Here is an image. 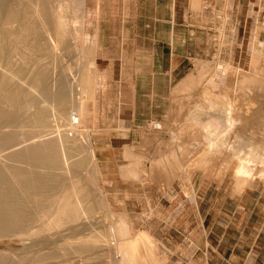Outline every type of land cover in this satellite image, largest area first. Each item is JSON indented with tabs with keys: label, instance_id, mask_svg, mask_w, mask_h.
<instances>
[{
	"label": "crops",
	"instance_id": "obj_1",
	"mask_svg": "<svg viewBox=\"0 0 264 264\" xmlns=\"http://www.w3.org/2000/svg\"><path fill=\"white\" fill-rule=\"evenodd\" d=\"M261 1L87 2L98 79L87 122L108 199H140L143 212L124 211L147 220L164 219L158 211L173 202L171 224L162 220L145 230L161 234L166 249L163 235H180L176 249L193 247L191 258H202L197 264H264V179L240 193L223 180L213 196L210 174L224 168V150L209 145L210 120L225 125L228 91L242 89L211 75L244 57L236 44L259 33ZM158 169L177 172L159 177Z\"/></svg>",
	"mask_w": 264,
	"mask_h": 264
},
{
	"label": "bare ground",
	"instance_id": "obj_2",
	"mask_svg": "<svg viewBox=\"0 0 264 264\" xmlns=\"http://www.w3.org/2000/svg\"><path fill=\"white\" fill-rule=\"evenodd\" d=\"M52 1L57 5L55 14H52L54 10H51ZM65 2L66 0H0V264H56L60 262L61 256L64 259L73 256V258L85 257L84 259L99 261V257L95 256L97 250H100L101 254L98 255L104 261L100 264H142L139 244L154 250L157 247V241L146 231H140L136 238H128L129 223L127 224L123 217L119 220L120 227L119 225L117 227L120 229L116 232V228L111 230V227L102 230L97 227L101 231H96L95 235L80 232L82 227L79 224L83 222L79 220L85 210L83 209L84 200L90 197V192L86 186L84 187L82 181L80 182L81 179H78V174L82 171L81 169H84L82 167L85 165V160H77L76 156L79 155L77 151L80 155L82 151H79L81 150L79 147V150L78 148L76 150V147L72 146L73 143L70 148L75 149V155L71 152L74 149L68 151L66 147H69L70 142L65 135H69L72 129L77 133L75 139L82 138L83 133L86 134L87 139L88 133L80 126L84 127L88 121V99L94 96L95 81L83 66L76 79L80 86L78 94L72 98L69 87L71 83L68 84L67 79L64 80L62 76L52 82L54 78L50 75L51 71L47 70V67L45 69V61L50 59L53 64V61L62 58L59 54L57 55L61 45L67 42L70 44L68 39L67 42H65L66 39L61 40L63 36L71 33L72 39L76 40L81 32L80 23L84 19L83 0H80L79 4L82 7L77 9V12L79 11L76 15L77 19L74 18L79 24H75L74 27L73 24H69L70 20L68 22L66 20L68 12L64 9ZM41 20L45 21L39 22ZM45 26L49 27L48 31ZM69 40H71L70 37ZM65 44L62 45V50ZM67 49L68 47L66 51ZM12 54L16 60L15 64L13 60L12 63L10 62ZM9 62L12 67L9 66ZM51 69L54 68L51 67ZM247 88L251 91L249 86ZM247 93L250 92L247 91ZM250 94L254 95L252 92ZM70 102L73 109L67 114ZM73 111L79 119L78 124L72 122ZM227 112L230 117L228 116V122L226 120L225 125L220 123L218 125V119L216 123L211 122L214 119L209 122L213 134L209 138V144L214 145L213 147H217L220 143L222 147L223 144L220 139L219 143L215 138L217 132L219 137L222 136V141L225 139L223 136L229 135L227 130L226 135L219 134L221 127L223 129L225 126L233 132V128L239 125L234 118H231L232 109L230 108ZM35 125L43 129L48 127V130L46 128L44 132H47L46 137H40V132L39 138L42 139L38 141L32 138L36 140L33 142L30 138L33 134L30 127ZM207 129L209 130V127ZM213 131H217L216 134ZM86 139L84 143L91 150L92 155H90L93 157L92 144ZM226 144L224 143L223 146L229 147ZM67 151L71 155H68ZM236 154L237 152L235 157L239 156V158L234 157V159H237L239 164L235 166V173L241 180L252 177L258 165L264 164V150L258 147L252 146L243 155ZM70 156L71 159L75 156L77 161L74 159L73 162L71 159L69 161ZM92 164L94 167L97 166L95 163ZM69 172L74 179L70 178L71 180L67 181L65 179ZM82 195L85 197L83 198ZM89 207L85 212L92 210L93 207ZM76 222L79 223L78 227L74 226L77 225ZM49 247L54 249L50 251ZM112 254L117 256L113 257ZM104 257L108 258V261L110 258L109 263ZM63 258L61 257L64 262H69ZM53 259L57 262L52 261ZM70 259L74 261L72 257ZM84 259L82 258V263H85Z\"/></svg>",
	"mask_w": 264,
	"mask_h": 264
},
{
	"label": "rangeland",
	"instance_id": "obj_3",
	"mask_svg": "<svg viewBox=\"0 0 264 264\" xmlns=\"http://www.w3.org/2000/svg\"><path fill=\"white\" fill-rule=\"evenodd\" d=\"M87 2H90V0H83V7L85 8L86 12H84L83 9H82L83 11L81 10L83 12V18L84 19H83V21L81 20V23H80V27H81L80 33L81 34L79 33V38L74 40V39H72L70 32H69L70 34L66 33L67 35L65 34L63 36L64 38H62L61 40L63 41L66 39L65 42H67V39H68V41L70 42V44L67 42L68 45H67V43L65 44L62 42L63 44H65L66 48L68 47V49H67L68 51H66L65 47H64V50H62L63 44L62 45L60 44L61 48L58 51L59 53H57V55L59 54L60 57L62 56L63 60H62V58H60L61 60L59 59V60L53 61V64L51 62L52 60H50V59L47 60V62L45 61V69L47 67V70L51 71L50 75H52V78H54V79L50 78V79H52V82L57 81L56 80L57 77L59 78L60 76H62L64 80H65V78L67 79L66 82H69L68 84H70V83L73 84V85H71V84L69 85L70 90L72 92L71 95H73L72 98L74 97V95L76 96L78 94V89L80 86L78 84L79 81H77L76 79H77L79 73L81 72L83 66H85L87 69V72L89 74H91L93 81H95L94 82L95 86H97V80H98L97 75L95 73V47L93 44V36L91 33V26H87L88 23H90V21L88 19L89 18V11H88L89 7H88ZM54 4H55V2L52 1L51 10L52 11L54 10L52 12V14H55L57 11V8H56L57 5L56 4L54 5ZM68 4H70V5H68ZM79 4H80V0H66V2L64 3V5H66V6H64V9L65 10L67 9L66 12H68L66 15L69 16V17L67 16L66 20H67V22H68V20H70L69 24L70 25L73 24V27L75 24H79L76 21V19L78 17L76 15H78V12H79V11L77 12V9H78V7H82V5L80 6ZM69 11L72 13H70ZM74 18H76V19L74 20ZM51 20H52V18H51ZM54 20H55V18L53 17V21ZM42 21H45V20H41L39 22H42ZM71 21H72V23H71ZM73 21H75V22H73ZM259 21H260L259 22V33L257 35H255V34L254 35L249 34L248 36L246 35L245 36L246 38L244 41H240L239 43L236 44L238 52L242 48L244 57L241 59L240 58L233 59L234 62H229L227 64L226 68H222V73H220L218 75L212 74L211 78H210V80L213 82L223 80V81H227L228 83H238L239 87L242 88V89H238L237 91L236 90H231V91L229 90L228 95H227V98H228L227 107H228V109L227 108L226 109H227V111L230 108L232 109L231 118L232 119L234 118V120H236L239 124V125H236L235 128H233L234 133L231 132V130L226 129V127L223 128L224 130L220 129L221 133L219 132V134L223 133L222 135H226L227 134L226 130L228 131V134H229V135H226L227 137L223 136L225 139L223 138L224 140L222 141V136L219 137L220 135H218V132L215 131V134L217 132L215 138H217L218 141L220 139L221 142H223V144L227 143L226 145L229 147H226L225 145L223 146V144L221 147L220 141H219L220 144H218L219 147H218V145H217V147L216 146L213 147L214 145L212 146V144L211 145L209 144L210 147L212 146L211 149H213V150H216L217 148H221V150H224V153L221 155L223 159H222V165L220 166V167H224V168L212 170L211 174H210V176L212 177L211 178L212 179V182H211L212 183V192H211V194H213V196L218 193L217 188L219 187V185L221 184V182L223 180H225L224 184L226 183L228 185V188L233 189V190L232 189H229V190H231L233 193H240L241 189H245L246 187H248L250 181H252L256 178L257 179H264V164L261 163L256 168L254 175L252 177H249L247 180L246 179L241 180L240 178H238L236 176V173H235V170H236L235 166H237L239 164L238 163L239 161L237 160L239 158V156H236L237 159H234L236 152H237L236 155H243V153L246 152L252 146L258 147V149L260 148L261 150L262 149L264 150V0L261 1V17H260ZM255 26H256V23H255V19H254L253 26H251V24H250V28L253 27L255 29ZM45 27L47 28V31H48L49 27H47V26H45ZM51 29H52V27H51ZM250 36H252L256 40L254 39V41H249ZM69 37L71 40H69ZM72 46H74V48ZM70 47H72L74 50ZM75 49H76V51H75ZM12 56H14V54H12L11 57ZM14 58L12 57V59L10 60V62L12 60L14 61V62L12 61L13 64H15V62H16V60ZM57 61L59 63H57ZM10 62H9V66L12 67L10 65ZM47 63L48 64L50 63V64L48 65ZM54 64H56V65H54ZM43 67H44V65H43ZM51 67L54 69H51ZM68 68H69V70H68ZM75 81H76V83H74ZM248 86L251 88V91H249L250 89L247 88ZM247 91L250 93L251 92L254 93V95L247 93ZM246 93L249 96H247ZM237 94H238V97H236ZM94 97H95V95L92 98L88 99L89 116H90L91 106H92ZM69 104L70 105L67 108V114L69 113V111H71V109H73L72 105H71L72 102H70ZM245 107H246V109H245ZM227 111H226V113H227L226 116H227V122H228V118L230 117L229 116L230 114H228ZM241 111H243V112H241ZM232 116H234V117H232ZM218 123H220V122H217V124ZM220 124L222 125L224 123H220ZM38 127H37V125L30 127V129L32 130L31 133L34 134V135L32 134L30 136V138L31 139L35 138L39 141V139H42V138H39L40 132H41L40 137H43V138L46 137L47 132L46 133H44V132H45L46 128L48 130V127H44V129L41 127H39V128ZM80 128H83L84 131L86 133H88L87 139L92 144V150H93V154H94L93 157L91 156L92 155L91 150L84 143V141L86 139L85 133L81 134V137L82 136L83 137L79 138V139H75L74 138L75 136L74 137H70L69 135H65V136L67 137L68 142H70L69 147H66V149L68 148L67 149L68 151L69 150L71 151V149H74L73 147H76L75 148L76 150L79 147L81 150H79V148H78V150L82 151L81 155L77 151V153L79 155L76 156V157H78L77 160L78 159L79 160L81 159L83 161L85 160L84 161L85 165L82 167L84 169H81L83 171V173L81 170H80L81 172L79 171L80 174H78L79 175L78 179L79 180L81 179L80 182L82 181V183L84 184V187L86 186L90 192V194H89L90 197L87 200H84L85 202L83 205V207H84L83 209L88 210L90 208L89 206L93 207L91 210L92 212L91 211L85 212V210H83L82 215H81L82 218L79 220L80 222L82 221L83 224L82 223L79 224L76 222L77 225H74L77 227L80 225V227H82L80 229L81 234H82V232L83 233L86 232V233H84L86 235H95L96 231H98V230L101 231L103 228L109 229L110 227H111V230L116 228L115 229V232H116L117 229H120L119 228L120 227V224H119L120 221L119 220L122 217H123L122 219H124L127 222V224L129 223L128 224V230H130V236H128V238H133V237L136 238L141 233L140 231H146L145 228H147L148 230L154 231L155 229H157L158 223L161 222L162 220L168 221L171 224V222L173 221V218H171L172 204H174L173 202L172 203L168 202V201L164 202L163 205L168 207V209H166L164 211H162V210L158 211L159 213L166 215V217L164 219H162L163 216H161V218H156L154 216L152 218H148V220H147L146 218H143L140 216L131 217V216L127 215L126 212L124 211V207H125V208H128L130 213H132V211H135V213H137V214L143 212L142 209L145 207V204L140 199H135V201L130 200L128 202L121 201L119 203L118 202L117 203L112 202L108 199V194H107L106 187H105V182L107 181L106 171L101 170L99 168V163L97 162V157L95 155V144H94L93 135H92V128L89 126L88 122L86 123V125H84V127H82V125H81ZM217 130H219V129H217ZM230 132H231V135H230ZM65 133H66V131H65ZM213 133H214V131H213ZM217 135H218V137H217ZM226 138H227L228 142H227ZM33 139H32V141L36 142V140H33ZM81 140H83V141H81ZM225 140H226V142H224ZM72 143L74 145H72ZM229 143H230V145H229ZM75 144H76V146H75ZM71 145L73 146L72 148H70ZM233 148H234V151H233ZM75 149L73 151H71L73 154L75 153L74 152ZM238 150H239V152H238ZM68 151H67V154L71 155V153H69ZM82 155L85 156L84 157L85 159L83 158ZM217 155L219 156V154H217ZM217 155H214V156H217ZM80 156H81V158H80ZM94 157H95V159H93ZM68 159L70 161L71 156H70V158L68 157ZM73 159H74V161H77V160H75V156H74V158L72 157V159H71L72 162H73ZM93 161H95V162H93ZM72 162H70L71 163L70 165H72ZM92 163H95V165L97 164V166L94 167L93 166L94 164H92ZM95 168H97V169L95 170ZM156 172H157L159 177H162L163 174H167V176L171 175V174L173 175L177 171H174V170L167 171V170H163V169H158V170H156ZM185 172L190 174L191 171H185ZM71 173L69 174V176L71 175L72 177L67 176L68 175L67 174L66 179L65 178L64 179L67 181H70L72 178L74 179V176L72 175L73 173L72 174ZM82 183H80V184L83 186ZM122 188L123 189L127 188V189L131 190L130 187H122ZM137 188L138 187H132V189H137ZM255 194H257V192H253V193L249 192L247 195L254 196ZM82 196H83V198L85 197L84 195H82ZM156 204H157V202L152 201L153 206H155ZM87 207H89V208H87ZM139 208L141 210H139ZM85 217L88 218L89 220L86 219ZM95 221L97 224L95 223ZM143 221L144 222L147 221V224L146 223L142 224ZM99 223H101V224H99ZM141 224L144 225V227H142ZM118 225H119V227H117ZM97 227L98 228L100 227L101 230L98 229ZM91 232H93L94 234ZM84 234H83V236H84ZM149 234L157 241V247H156V249L153 250L152 248H150L148 246V248H149V250H148V248H146V247L144 248L143 245L139 244L140 245V248H139L140 254L142 257L144 256L143 258L140 256V261L142 260V262H141L142 264H154V263L155 264H160V263L161 264H193L192 261H194L195 263L196 262H202V258H200V257H196L195 259L191 258V251L193 250V247L188 249L187 244H185L186 247L184 248V251L176 249V246L178 245V242H179L180 235L173 234V233H171V234L168 233L167 235H163L165 237V239L167 240V242H168V239L170 240L168 242L170 247H169V249H166V248H164L163 244L160 242V240H159L160 238L158 239V237H161V239H162L161 234H156L154 232L149 233ZM52 247H53V245H52ZM53 249L54 248H50V251H52ZM204 250H205V244L202 243L200 246V249L198 250L197 253L203 254ZM99 252H100V250L99 251L97 250V252L95 253V256L97 255L99 257V258L97 257L99 261H97V260L94 261V259H88V258L84 259L85 257H81V258L74 257L73 258V256H70V257H72V260L74 259V261H71L70 257H67V258L65 257L66 259H64L63 256H61L64 260H67L69 262H64L61 259V257H59L60 262L56 258L59 262L56 264H60L62 262L65 264L66 263H69V264H74V263L75 264H78V263L79 264H86L89 260L90 261L87 264H90L92 260L94 261V263L92 261L93 264H100L101 262L103 263L104 261H102V259H100L102 257L98 255V254H101V252L100 253ZM183 254H184V256L182 257ZM114 255L117 256L116 254H114ZM114 255L112 254L113 257H114ZM76 258H78V259H76ZM82 258L84 259L85 263H82L83 262ZM104 258H106V257H104ZM75 259H76V261L77 260L78 261L76 262ZM87 259H88V261H87ZM52 261L57 262L54 259ZM52 261L50 263H52ZM107 261H108V258H106V262ZM109 261H110V258H109ZM109 261H108V263H109ZM260 261L262 262L263 260H260Z\"/></svg>",
	"mask_w": 264,
	"mask_h": 264
},
{
	"label": "built area",
	"instance_id": "obj_4",
	"mask_svg": "<svg viewBox=\"0 0 264 264\" xmlns=\"http://www.w3.org/2000/svg\"><path fill=\"white\" fill-rule=\"evenodd\" d=\"M72 122H73V124H78V123H79V119H78V117H77L75 111H73V113H72ZM153 127H154L155 129H159V128H161V123L156 122V123H154ZM69 135H70L71 137H74L75 135H77V133L74 132L72 129H70V131H69Z\"/></svg>",
	"mask_w": 264,
	"mask_h": 264
}]
</instances>
